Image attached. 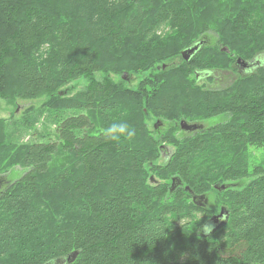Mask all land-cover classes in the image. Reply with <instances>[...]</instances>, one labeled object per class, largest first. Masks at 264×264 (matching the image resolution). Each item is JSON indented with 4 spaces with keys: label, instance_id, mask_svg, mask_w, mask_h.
<instances>
[{
    "label": "trees",
    "instance_id": "16d2710c",
    "mask_svg": "<svg viewBox=\"0 0 264 264\" xmlns=\"http://www.w3.org/2000/svg\"><path fill=\"white\" fill-rule=\"evenodd\" d=\"M236 3L230 32L257 48L264 2ZM218 28L174 0H0V100L46 96L58 121L56 141L20 151L5 142L0 121V177L27 169L0 192V264H264V164L250 168V149H264V68L220 93L222 100L203 91L191 76L253 57L225 40L208 50L202 36ZM201 41L189 61L172 67ZM99 73L103 81L94 80ZM126 74L144 75L132 88ZM82 78L90 80L83 91L59 95ZM143 109L171 122L233 117L184 140L168 132L161 139L175 151L157 165L161 141ZM114 122L136 136L106 139L102 130ZM248 178L244 187L229 185ZM211 192L227 212L217 229L218 213L194 200Z\"/></svg>",
    "mask_w": 264,
    "mask_h": 264
},
{
    "label": "rangeland",
    "instance_id": "374dc122",
    "mask_svg": "<svg viewBox=\"0 0 264 264\" xmlns=\"http://www.w3.org/2000/svg\"><path fill=\"white\" fill-rule=\"evenodd\" d=\"M177 2H184L187 5L190 16L193 19H200L203 22L208 23L210 27L217 28L219 26L220 34H216L214 32H208L207 34H203L202 38H208L210 40V44L208 50H217L223 47V44L219 42V40H225L234 45L235 48L241 50L245 55L253 53V57L251 58V64L253 63L252 70H243L239 72V67L237 66V57L231 62V65L228 68H219L214 70L212 73L208 74L202 80L198 81L197 85L203 88V91H208L211 93H215L216 98L218 100H222L225 96L222 95L220 99V93L225 92L227 89L233 87L236 83H240L243 80V77L255 72L257 69L264 68V39L261 40L262 43L260 46L256 48L255 46L245 47L244 40L236 37L234 34L232 35L229 27V19H232V11L238 3L235 4L238 0H190L186 2L185 0H174ZM242 1V0H239ZM264 2V0H262ZM58 6H56L57 8ZM60 8V7H58ZM74 22H77L75 19L71 18ZM196 25L192 26V29L195 28ZM75 44V40L74 43ZM77 49V46H76ZM103 50L108 51V48H102ZM260 50L257 54H254V50ZM258 55V56H256ZM253 59V60H252ZM186 61V60H185ZM184 62V58L182 55L174 58L171 61L172 67H177ZM168 69V68H167ZM166 70L165 73L169 70ZM144 75V74H143ZM143 75L140 76H129L125 75V80L127 81V86L136 88L142 79ZM167 75V74H165ZM104 75L99 73L95 76V81H103ZM191 78H196L195 76H191ZM117 80L118 78H113ZM246 82V81H244ZM90 83V80L87 78H82L76 81L70 82L66 85L60 92V96L63 98H69L77 93L83 91ZM249 84V83H247ZM48 98L41 97L35 100H18L14 105L8 104L4 100H0V121L3 122L6 131V143H12L17 146V150L20 151L26 145H31L34 143H42L48 141H56L55 133L56 126L58 125V121L56 120L53 113L45 109L44 104L47 102ZM147 115L146 125L149 131L153 132L161 141V157L156 162L157 165H162L165 163L172 152L175 151V147L170 143L163 141V137H165L168 132L173 131V135L175 137V141L177 139L181 140L183 138H188L192 135H197L205 131H210L218 126H223L228 124L232 117L230 114L221 115L218 117H211L204 120H195V121H185L179 120L177 122H171L169 120H165L163 118H155L150 115L147 109H143ZM186 122L185 128L181 127V122ZM159 123L158 127L157 124ZM195 125L197 129L190 130L187 127ZM205 133V132H204ZM184 140V139H183ZM22 148V149H21ZM251 155V167L255 165L264 164V149L255 150L250 149ZM27 169H22L21 167H16L14 170H11L8 173L1 174L0 177V192L10 185L13 181H16L26 173ZM252 178H248L243 180L240 184L230 183L232 187L241 188L252 181ZM160 183V180L153 174L150 175L148 184L151 187H156ZM40 187L42 184L40 183ZM234 189V188H233ZM201 207L205 210L216 213H220L221 208V199L217 198V193L211 192L208 195L202 196ZM202 217H198L199 222L202 221ZM186 221H181L179 224L182 225L187 223ZM198 231H196L197 233ZM195 233V234H196ZM235 253L234 251L227 252ZM236 253L238 251L236 250ZM55 262L51 264L60 263ZM61 264H64L62 262Z\"/></svg>",
    "mask_w": 264,
    "mask_h": 264
},
{
    "label": "clouds",
    "instance_id": "9594fccd",
    "mask_svg": "<svg viewBox=\"0 0 264 264\" xmlns=\"http://www.w3.org/2000/svg\"><path fill=\"white\" fill-rule=\"evenodd\" d=\"M103 135L106 139L113 142H119L122 139L131 140L136 136L135 128L131 127L126 122H114L111 123L107 128L103 129ZM211 227L206 226L204 231H211Z\"/></svg>",
    "mask_w": 264,
    "mask_h": 264
},
{
    "label": "water",
    "instance_id": "95a60500",
    "mask_svg": "<svg viewBox=\"0 0 264 264\" xmlns=\"http://www.w3.org/2000/svg\"><path fill=\"white\" fill-rule=\"evenodd\" d=\"M199 45H197L194 48L189 49L188 51L183 52L181 55L184 58V60L189 61V59L196 53L195 51L198 49ZM237 62L242 63V64H246V62H244L242 59H238ZM158 125H159V123L157 124L156 127H158ZM186 125H187L186 122H184V121L181 122V127L185 128ZM187 128L190 130L197 129L195 125L188 126ZM177 184H179V182ZM176 186H177L176 185V179H174L173 189ZM186 189L189 190L188 188H186ZM198 199H202V197H194L195 201H197ZM226 216H227V212L222 211V213L220 215L213 217L212 222L216 225V229L223 225V223L226 221L225 220ZM61 263L62 262L57 263V264H61Z\"/></svg>",
    "mask_w": 264,
    "mask_h": 264
},
{
    "label": "bare ground",
    "instance_id": "6f19581e",
    "mask_svg": "<svg viewBox=\"0 0 264 264\" xmlns=\"http://www.w3.org/2000/svg\"><path fill=\"white\" fill-rule=\"evenodd\" d=\"M199 44H200V45H199ZM197 45H199V47H198V49H197L195 52H197L201 46H204L205 43H204V41H201V42L197 43L195 46H193V47H191V48H194V47H196ZM191 48H188V49L184 50L183 52L188 51V50L191 49ZM222 51H223V52H226V53L229 52L228 49H226V48L223 49ZM183 52H182V53H183ZM250 70H252V69H250ZM207 75H208V74H206L205 72L197 73V75H196L197 81L202 80V79L205 78V76H207ZM198 197H199V196H198ZM200 200L202 201L203 199H198V200L196 201L197 204H199L198 201H200ZM200 205H201V203H200ZM222 211L226 212L225 210L222 209L218 215H220V214L222 213ZM218 215H216V216H218ZM57 262H59V261H57ZM50 264H51V263H50Z\"/></svg>",
    "mask_w": 264,
    "mask_h": 264
},
{
    "label": "flooded vegetation",
    "instance_id": "af4514ba",
    "mask_svg": "<svg viewBox=\"0 0 264 264\" xmlns=\"http://www.w3.org/2000/svg\"><path fill=\"white\" fill-rule=\"evenodd\" d=\"M244 62H246V64H242V63H236L237 64V66L239 67V72H242L243 70H249V69H253V63L251 64V62L249 61V62H247V61H244Z\"/></svg>",
    "mask_w": 264,
    "mask_h": 264
}]
</instances>
